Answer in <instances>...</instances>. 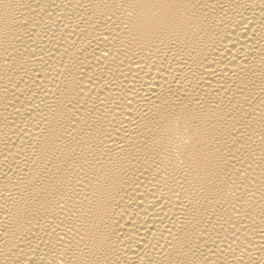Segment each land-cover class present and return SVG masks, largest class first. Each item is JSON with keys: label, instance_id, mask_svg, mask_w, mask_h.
Returning a JSON list of instances; mask_svg holds the SVG:
<instances>
[{"label": "bare ground", "instance_id": "bare-ground-1", "mask_svg": "<svg viewBox=\"0 0 264 264\" xmlns=\"http://www.w3.org/2000/svg\"><path fill=\"white\" fill-rule=\"evenodd\" d=\"M0 264H264V0H0Z\"/></svg>", "mask_w": 264, "mask_h": 264}]
</instances>
